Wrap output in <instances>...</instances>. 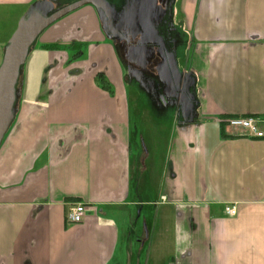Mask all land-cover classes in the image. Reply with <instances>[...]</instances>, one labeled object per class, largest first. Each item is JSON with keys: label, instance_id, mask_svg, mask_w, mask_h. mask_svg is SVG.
I'll return each instance as SVG.
<instances>
[{"label": "crops", "instance_id": "obj_1", "mask_svg": "<svg viewBox=\"0 0 264 264\" xmlns=\"http://www.w3.org/2000/svg\"><path fill=\"white\" fill-rule=\"evenodd\" d=\"M108 1L117 29L131 35L142 15L158 32L189 100L164 61L149 69V38L122 48L91 5L46 29L0 146V264H264V139L226 124L256 117L264 132V0ZM72 203L86 205L80 224Z\"/></svg>", "mask_w": 264, "mask_h": 264}, {"label": "water", "instance_id": "obj_2", "mask_svg": "<svg viewBox=\"0 0 264 264\" xmlns=\"http://www.w3.org/2000/svg\"><path fill=\"white\" fill-rule=\"evenodd\" d=\"M87 5L98 10L106 32L108 30L113 35L118 34L113 18L116 10L108 0H79L55 12L52 7L50 9L52 13L41 12L38 6H34L20 21L16 32L4 50L0 66V146L16 117V105L20 94L18 84L31 49L46 29L68 14ZM160 47L163 51L166 48L163 42ZM168 65L172 80L176 83L177 92H180L182 74L174 56L168 57Z\"/></svg>", "mask_w": 264, "mask_h": 264}, {"label": "flooded vegetation", "instance_id": "obj_3", "mask_svg": "<svg viewBox=\"0 0 264 264\" xmlns=\"http://www.w3.org/2000/svg\"><path fill=\"white\" fill-rule=\"evenodd\" d=\"M159 1H162V0H159ZM148 2H152V0H148ZM160 5V4H158ZM153 8L156 10V6L154 4H152ZM138 17V16H137ZM114 26H115V29H117L116 27V18H117V14L115 13L114 14ZM138 23H139V27L138 28V31H134L131 35H128L126 32H122L121 30L117 29L118 31V34H111L108 30V34L112 37H120L122 40H123V44H122V48H125L126 50L127 49H134L136 47H139V46H143V45H146V41L143 42V44H139L141 43L143 40H147L149 38V41L153 42L154 44L152 45L155 49H154V52H155V56L153 55L152 56V61H149V69L150 70H154L156 71L157 68H161L162 64H163V61L165 63V65H168V57L170 56L168 54V50H167V47L165 48V50H161V43L162 41L159 39L158 37V32L153 34L152 36H149V32L146 30V26L144 24L145 20L142 18V15L141 17L139 16L138 17ZM144 20V21H143ZM152 31V29H151ZM154 31V30H153ZM140 33L142 35H144V39L142 38L140 40ZM147 47H151V45H148ZM147 47H144L148 50ZM165 52V54H164ZM162 53V54H161ZM163 56V59L161 61V58ZM169 66V65H168ZM168 72L170 74V83H171V88L173 89V91H175L177 94L176 98L179 99V101L183 104L184 102H188L189 100V95L187 92H185V90L182 88V83H181V87H180V92H177V86H176V83L173 82L172 80V75L169 71V68H168ZM174 92V93H175Z\"/></svg>", "mask_w": 264, "mask_h": 264}, {"label": "built area", "instance_id": "obj_4", "mask_svg": "<svg viewBox=\"0 0 264 264\" xmlns=\"http://www.w3.org/2000/svg\"><path fill=\"white\" fill-rule=\"evenodd\" d=\"M226 124L235 129H243L249 135L264 139V132L261 129V120L256 117H233L226 120ZM87 208L83 203H72L68 209L66 220L68 224H80L85 220ZM226 213L235 216L238 213L236 205L226 207Z\"/></svg>", "mask_w": 264, "mask_h": 264}, {"label": "rangeland", "instance_id": "obj_5", "mask_svg": "<svg viewBox=\"0 0 264 264\" xmlns=\"http://www.w3.org/2000/svg\"><path fill=\"white\" fill-rule=\"evenodd\" d=\"M27 11L28 8L18 7V6L9 8L6 11H2V10L0 11V41H2L5 37L9 36V34L13 32L14 29H17L21 17L25 15ZM127 71L128 73L130 72L128 69ZM147 93L139 96V99L142 101L147 100L148 102L156 100L153 95H148ZM131 96L138 97L135 93L131 94ZM165 100L169 101V98H166ZM162 102H164V100H162ZM159 114H160V110H159Z\"/></svg>", "mask_w": 264, "mask_h": 264}, {"label": "trees", "instance_id": "obj_6", "mask_svg": "<svg viewBox=\"0 0 264 264\" xmlns=\"http://www.w3.org/2000/svg\"><path fill=\"white\" fill-rule=\"evenodd\" d=\"M59 8H61V6L58 7L57 9H59ZM50 13H52V12H50ZM97 82H98V84H99L101 87H103V88H105V89H107V90H109V91H112V90H111V86H110V84H109L108 81L104 78V76H103L102 74H98V75H97Z\"/></svg>", "mask_w": 264, "mask_h": 264}]
</instances>
